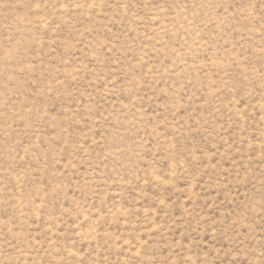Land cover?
Here are the masks:
<instances>
[{"label":"rangeland","instance_id":"rangeland-1","mask_svg":"<svg viewBox=\"0 0 264 264\" xmlns=\"http://www.w3.org/2000/svg\"><path fill=\"white\" fill-rule=\"evenodd\" d=\"M0 264H264V0H0Z\"/></svg>","mask_w":264,"mask_h":264}]
</instances>
